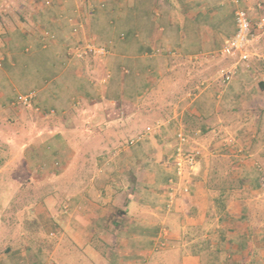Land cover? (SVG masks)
Instances as JSON below:
<instances>
[{"label": "crops", "instance_id": "0c3cea01", "mask_svg": "<svg viewBox=\"0 0 264 264\" xmlns=\"http://www.w3.org/2000/svg\"><path fill=\"white\" fill-rule=\"evenodd\" d=\"M86 2L79 6L74 0L73 9L61 4L41 22H32L36 13L30 12L17 33L32 52L5 49L0 63V141L10 142V151L17 147L16 137L23 135L18 114L27 109L35 115L28 125L42 126L43 141L50 143L43 153L63 161L59 213L47 211L39 220L28 201L26 230L35 237L54 217L64 254L86 252L94 264H149L163 249L180 250L182 264H200V253L192 249L209 238L213 157L234 133L244 136L246 127L259 148L264 144V28H258L264 0H242L258 50L251 66L238 64L228 82L220 71L233 68L237 59L213 54L236 30L230 0ZM88 39L108 53L77 57L70 48ZM31 90L36 93L31 106L13 104L20 92ZM82 116L87 117L78 123ZM179 127L193 140H204L212 153L201 159L190 191L170 203ZM31 150L35 160L38 149ZM8 160L9 153L1 154L0 174ZM27 171L38 172L35 164ZM251 207L258 210L250 211L254 231L262 236L264 201Z\"/></svg>", "mask_w": 264, "mask_h": 264}, {"label": "rangeland", "instance_id": "374dc122", "mask_svg": "<svg viewBox=\"0 0 264 264\" xmlns=\"http://www.w3.org/2000/svg\"><path fill=\"white\" fill-rule=\"evenodd\" d=\"M80 2L79 6H84V0ZM61 4L73 9L77 3H74V0H0V63L4 60L2 58H6L5 49L6 53L32 52L33 48L23 44L22 38L20 39L17 33L18 24L23 21L28 22L31 17L30 12L36 13L35 19H31L32 22L35 20L41 22L52 16V14L48 15L49 10L58 8ZM91 6L96 7L94 4ZM12 27L15 28L10 30ZM10 37L13 39H9ZM254 38L246 48L250 53L249 60L253 56L252 52L258 50ZM10 41L13 45L8 47L7 43ZM81 42L86 41L81 40ZM250 64L244 67L248 69ZM19 106L29 107L22 104ZM9 112L15 118L16 113L10 110ZM18 115L22 126L20 134L23 135L16 137L17 147L10 151V142L0 141V156L3 153H9L11 156V160L5 163V169L0 174V264H60L61 259H65V264H94L92 260L95 257L85 254L86 252H77V255L64 254L65 244L60 243L59 223L54 217L53 221L57 223L45 221V228H39L35 237L26 230L29 202L33 214L36 208V217H40L39 220H43L42 214H46L47 211L55 216L59 213L60 170L63 161L58 156L53 157L43 153L44 148L50 143L43 141L42 126L39 129L28 125H31L33 119L35 120L33 112L24 109ZM38 117L40 118L37 122L42 123L43 117ZM86 117L82 116L77 122L82 123ZM147 130L153 131L154 128L148 127ZM244 131L247 132L244 136L239 134L236 136L234 133V138L226 143L227 147L223 148V151L220 150L221 155L212 159L211 168L217 174L213 175V185L216 189L213 193L215 206L211 209L209 238L205 240L200 238V247L192 249L200 253V264H264V235L261 236V233L258 235L254 231V224L251 221L253 214H250L251 210H257L255 207L252 208L251 204L264 201V174H262L264 144L259 148L257 142L254 143L251 127L249 129L246 127ZM262 134L264 135V132H261ZM198 143L203 147L207 146L204 140ZM32 147L38 149V152H35L37 155L35 160L32 158ZM46 150H50L49 146ZM206 153L212 152L206 149ZM13 156L15 159L12 160ZM200 162L191 179L199 170ZM30 164L36 166L38 172L35 175L30 172L28 174L27 166ZM257 178L261 182L260 187H257ZM262 213L264 215V207ZM49 231L56 235H50ZM160 245L164 246L165 241L163 240ZM180 252V250H159L155 259L149 264H182Z\"/></svg>", "mask_w": 264, "mask_h": 264}, {"label": "built area", "instance_id": "2783aa9c", "mask_svg": "<svg viewBox=\"0 0 264 264\" xmlns=\"http://www.w3.org/2000/svg\"><path fill=\"white\" fill-rule=\"evenodd\" d=\"M235 5V23L236 30L228 41L214 52V56H232L237 59V63L233 68L222 69L220 77L223 82L230 81L236 73L237 65L245 63L248 65L250 53L247 51L248 44L257 35L254 26L251 22L248 9L242 6V0H230ZM258 28H264V19L258 23ZM79 58L85 56H105L108 53V48L102 45H96L93 42L77 41L70 48ZM36 97L34 90L19 94L13 101L14 105L32 104ZM206 151L197 141L193 140L183 127L177 128L175 131V141L173 144L172 161L175 170V177L170 180V185L167 189L169 202L172 203L178 193L189 192L191 175L197 169L201 158ZM162 241L160 242V244Z\"/></svg>", "mask_w": 264, "mask_h": 264}, {"label": "trees", "instance_id": "16d2710c", "mask_svg": "<svg viewBox=\"0 0 264 264\" xmlns=\"http://www.w3.org/2000/svg\"><path fill=\"white\" fill-rule=\"evenodd\" d=\"M3 16V15H2Z\"/></svg>", "mask_w": 264, "mask_h": 264}]
</instances>
